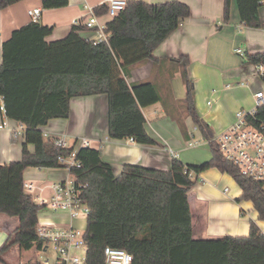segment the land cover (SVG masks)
<instances>
[{"label": "trees", "instance_id": "1", "mask_svg": "<svg viewBox=\"0 0 264 264\" xmlns=\"http://www.w3.org/2000/svg\"><path fill=\"white\" fill-rule=\"evenodd\" d=\"M22 0H0V9ZM224 3V19L229 13ZM69 0H41L42 9L62 8ZM240 19L246 26L261 28L260 0H236ZM106 14V6L93 8ZM191 11L182 1L159 4L129 0L105 23L107 41L87 39L83 24H71L60 39L47 40L53 25L38 21L15 28L1 43L0 97L3 113L24 127L21 157L0 164V214L16 218V225L0 245V264H9L4 255L13 246L21 250L41 249L36 223L41 209L24 189L27 168H61L58 156L67 157L73 146L59 149L41 127L50 119L69 116L70 100L82 95L108 96L107 129L111 139L132 138L139 144H154L144 128L141 109L156 102L164 104L157 85L151 80L127 82L135 65L148 60L156 66L169 63L170 74L179 71L185 85L182 110L200 137L209 145L210 157L199 165H185L172 158L166 170L125 164L117 176L101 152L80 147L76 160L80 166L70 170L84 185L82 198L91 213L85 224L88 245L85 264H105L103 248H123L133 264H264V233L250 220L245 236L222 235L194 238L188 190L198 181L200 171L214 167L232 176L242 191L239 200L251 202L257 220L264 223V184L239 172L223 157L213 140L211 126L195 108L194 82L189 77L187 55L156 59L153 51L172 34ZM108 16V15H107ZM262 54H248L259 61ZM166 107V104L164 105ZM187 136L182 119L176 118ZM255 122H264V105ZM254 123V122H253ZM34 147L33 151L28 147ZM29 264V263H28ZM35 264H39L35 263Z\"/></svg>", "mask_w": 264, "mask_h": 264}, {"label": "crops", "instance_id": "2", "mask_svg": "<svg viewBox=\"0 0 264 264\" xmlns=\"http://www.w3.org/2000/svg\"><path fill=\"white\" fill-rule=\"evenodd\" d=\"M103 1L69 0L68 4L62 8L45 10L42 9L41 0H22L0 9V61L2 41L9 38L15 28L30 22L27 11L31 8H41L39 22L44 25H53V32L47 40H54L63 38L69 32L75 19L88 17L86 6L95 8ZM144 1L159 4L178 0ZM179 1L189 6L191 14L159 44L153 51V56L156 59L188 56L190 61L188 73L194 82L196 105L200 104V94L204 93L206 97L214 101L213 109H220L231 99L235 101V110L244 109V106H252L254 102L252 91L259 88L261 84L258 81H250L246 87L239 85L241 81L248 79L249 66L244 63V57L235 54L234 48L237 46L242 48L246 57L248 54L264 53V3L259 11L263 27L254 28L242 23L236 0L229 1L227 19H224L223 10L225 0ZM20 10L24 11V14L20 13ZM98 19L106 23L110 17L103 15L98 16ZM82 34L86 37V35L91 36L92 32L86 31ZM169 66L168 62L155 66L148 60L144 64L132 67L126 78L130 84L151 79L157 85L163 100L166 99L164 104L156 102L141 109L145 117L144 128L147 134L155 140L154 144H139L130 141L129 138L111 139L108 137V96L105 94L73 97L70 100L69 116L66 119H50L45 126L41 127V130L49 135H64L70 147L78 146L79 140L86 138L90 147L101 152L103 161L112 165L116 176L125 164L166 170L170 167L171 159L174 157L185 165L202 164L209 159L210 153L197 155L192 148L199 146L201 142L199 141L197 145L187 143L191 138L203 139L182 110L185 85L180 72L175 71L170 74ZM243 97L248 98L245 100ZM2 104L3 101L0 99V125L1 123L6 125L0 128V164L20 158L23 141V139L19 141L20 138L12 137L9 128L15 127L17 122L4 115L1 109ZM165 104L166 107H164ZM170 114L182 119L187 136L183 131L181 132L176 119H173ZM233 120L234 114H231L217 127L221 130L226 129ZM215 121L214 119L207 124L215 126ZM28 147L33 151L34 147L31 145ZM171 150L176 156L172 155ZM30 169L36 172L31 173L28 171ZM57 170L58 168L54 167L27 168L23 172V180L36 186L31 194L39 192L47 194L50 192L49 187L52 182L63 178L58 176ZM32 175H36L37 178L31 179L34 177ZM187 192L194 238L222 235L245 236L249 232L251 219L258 223L264 233V223L257 220V213L251 202L239 200L242 191L238 184L232 176L218 168L210 167L200 171L198 181ZM5 215L0 214V245L16 225L12 222L9 224L7 215ZM75 223L81 224L82 222L76 220ZM4 260L6 261L5 256Z\"/></svg>", "mask_w": 264, "mask_h": 264}, {"label": "built area", "instance_id": "3", "mask_svg": "<svg viewBox=\"0 0 264 264\" xmlns=\"http://www.w3.org/2000/svg\"><path fill=\"white\" fill-rule=\"evenodd\" d=\"M128 1L104 0L102 4L106 6V14L113 17L126 6ZM260 1L264 3V0ZM86 9L88 17L75 19L73 23L83 24L85 26L83 32H92L91 36L86 35L87 39L94 42L107 41L108 33L105 31V23L99 21L92 7L86 6ZM41 11L39 7L31 8L27 11V16L30 21H38ZM234 52L244 57V63L249 66L248 79L241 81L239 85L246 87L250 81H258L261 86L252 91L254 104L247 110H238L230 126L215 132L213 140L218 143L223 157L233 162L241 174L264 184V122H255L259 107L264 105V57L259 61H249L244 50L239 46L234 48ZM207 104L210 102L208 101ZM1 109L3 110V104ZM2 126H6L5 123H1L0 128ZM9 130L13 138L18 139L20 136L24 138V127L20 123L17 122V125ZM43 136L49 137L56 148H70L64 135H49L43 131ZM129 140L133 141L132 138ZM198 142L199 140L193 138L187 141L188 145H197ZM78 144V146H73L67 157L58 156V163L67 171V174L52 182L49 193L31 194L36 186L31 182H24L25 191L30 193L34 203L40 206V210L63 213L53 219L41 217L38 213L36 229L38 238L42 242V248L39 250L48 252L51 247L55 253L53 263L45 260V264H85L86 262L88 245L85 241L86 228L83 227L91 211L81 195L85 186L75 179L70 170L73 166H80V162L76 160L77 151L80 147L89 146V142L83 137ZM171 153L176 156L172 150ZM76 220L82 223L76 224ZM103 254L105 264H133L132 255L121 247L105 246Z\"/></svg>", "mask_w": 264, "mask_h": 264}, {"label": "rangeland", "instance_id": "4", "mask_svg": "<svg viewBox=\"0 0 264 264\" xmlns=\"http://www.w3.org/2000/svg\"><path fill=\"white\" fill-rule=\"evenodd\" d=\"M20 13L24 14V11L22 12L20 10ZM61 15V13L59 14ZM27 17V16H26ZM62 17V16H61ZM248 97H243V99L247 100ZM200 104L196 105L195 103V108L196 110L199 112V114L201 115V117L208 123H211L212 120H216L215 121V126H212V129L214 132H218L221 129H219L217 127L218 124H220L223 120H225L227 117L231 116V114H234L235 117V113L240 110L234 109V104L235 101L234 100H230L228 103L222 105L220 107V109H213V105L214 101L211 100L210 98L206 97L204 93L200 94ZM207 100H209V102L211 103V105H207L206 102ZM254 104V102H253ZM247 107V108H246ZM251 107V106H250ZM250 107L248 106H244V109L247 110ZM243 109V108H242ZM19 141H21L23 139L22 136L19 137ZM201 143L199 144V146L197 147H193L192 149L194 151L197 152V155L201 154V155H208L210 153L209 150V145L207 142H204L203 140H199ZM31 173H35L36 171L34 169H30L28 170ZM35 171V172H34ZM58 176L60 177H64V175L67 174V171L64 168H58L57 172ZM34 176V175H32ZM29 178V177H28ZM37 178L36 175L34 177H31V179ZM27 179V176H26ZM30 179V178H29ZM28 179V180H29ZM39 179V178H38ZM57 180V179H56ZM39 215L41 217H48L50 219L56 218L58 216H61L63 213L58 212V211H50V210H39ZM6 216V215H5ZM7 220L9 222V224H11V222L15 225L16 224V218H11V217H7ZM83 226V225H81ZM85 228V225L84 227ZM54 255L55 253L53 252V248H49L48 252H42L39 249H35V248H31L29 250H23V249H19L18 246H13L10 248V250L4 255L6 262L9 264H35L38 263L39 264H45V260H48L49 262L53 263L54 260Z\"/></svg>", "mask_w": 264, "mask_h": 264}]
</instances>
